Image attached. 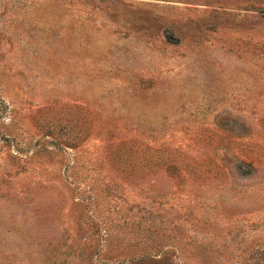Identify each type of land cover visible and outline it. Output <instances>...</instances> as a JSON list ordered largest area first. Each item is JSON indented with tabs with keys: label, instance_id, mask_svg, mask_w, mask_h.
<instances>
[{
	"label": "rangeland",
	"instance_id": "374dc122",
	"mask_svg": "<svg viewBox=\"0 0 264 264\" xmlns=\"http://www.w3.org/2000/svg\"><path fill=\"white\" fill-rule=\"evenodd\" d=\"M0 264H264V0H0Z\"/></svg>",
	"mask_w": 264,
	"mask_h": 264
}]
</instances>
